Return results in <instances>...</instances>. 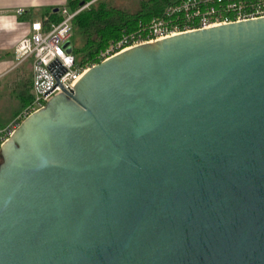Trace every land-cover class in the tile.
I'll return each instance as SVG.
<instances>
[{
    "label": "water",
    "instance_id": "water-1",
    "mask_svg": "<svg viewBox=\"0 0 264 264\" xmlns=\"http://www.w3.org/2000/svg\"><path fill=\"white\" fill-rule=\"evenodd\" d=\"M71 90L0 144V264H264V17L135 44Z\"/></svg>",
    "mask_w": 264,
    "mask_h": 264
},
{
    "label": "built area",
    "instance_id": "built-area-1",
    "mask_svg": "<svg viewBox=\"0 0 264 264\" xmlns=\"http://www.w3.org/2000/svg\"><path fill=\"white\" fill-rule=\"evenodd\" d=\"M85 5L79 6L73 12H69L65 4L59 7L57 10L61 19L56 23L43 25L40 18L29 21L28 32L23 34L12 48L15 61L12 65L16 66L25 59L29 60L30 101L0 128V144L11 135L23 118L38 111L53 95L70 91L80 74L95 64L85 67L77 64L71 50L66 51L63 47L66 41L69 48L71 46L70 19ZM14 12L21 15L23 9L16 8ZM259 16L264 17V0H183L167 7L164 14L151 20L144 30L145 37L133 32L122 35L115 43L108 44L107 49L100 53L98 61L134 47L135 44Z\"/></svg>",
    "mask_w": 264,
    "mask_h": 264
},
{
    "label": "trees",
    "instance_id": "trees-1",
    "mask_svg": "<svg viewBox=\"0 0 264 264\" xmlns=\"http://www.w3.org/2000/svg\"><path fill=\"white\" fill-rule=\"evenodd\" d=\"M180 1L183 0H142L138 3L137 9L129 12L108 0H66L65 7L69 12L86 4L70 19L72 27L70 48L75 62L83 67L99 63L100 53L107 49L108 44L120 40L122 35L137 32L145 37L144 30L147 24L164 14L167 7ZM39 17L43 25L56 23L61 19L59 11H54L53 6L45 9ZM74 36L80 39L79 46L74 47ZM25 86L18 94V103L13 114H17L30 101L28 91L30 80L25 82Z\"/></svg>",
    "mask_w": 264,
    "mask_h": 264
},
{
    "label": "crops",
    "instance_id": "crops-1",
    "mask_svg": "<svg viewBox=\"0 0 264 264\" xmlns=\"http://www.w3.org/2000/svg\"><path fill=\"white\" fill-rule=\"evenodd\" d=\"M66 0H0V91L2 98L8 102L3 105H17L18 94L29 81L30 64L28 59L18 65L14 61V48L20 37L28 32V22L40 18L43 11L50 6L59 8ZM23 9L21 15L15 14V9ZM5 93H4V92ZM14 109L4 114L0 113V128L4 127L13 116Z\"/></svg>",
    "mask_w": 264,
    "mask_h": 264
},
{
    "label": "rangeland",
    "instance_id": "rangeland-1",
    "mask_svg": "<svg viewBox=\"0 0 264 264\" xmlns=\"http://www.w3.org/2000/svg\"><path fill=\"white\" fill-rule=\"evenodd\" d=\"M111 4L113 5H120L123 9L127 10V11H132L133 9H137V7L139 6V2L142 1V0H108ZM74 47L76 46H79V44L81 43L80 39L77 37V36H74ZM72 46V44H71ZM70 46V47H71ZM77 59H79V57H77ZM4 92V91H3ZM5 93V92H4ZM0 95L3 96V93L0 91ZM8 102L5 98H2L0 96V113L2 111H4V114L5 113H8L10 111H12L14 108H15V105H3L4 103ZM16 114V113H15ZM13 114V116L15 115ZM12 116V117H13ZM11 117V118H12ZM10 118V119H11Z\"/></svg>",
    "mask_w": 264,
    "mask_h": 264
}]
</instances>
